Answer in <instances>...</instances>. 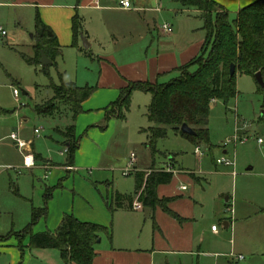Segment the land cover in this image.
I'll list each match as a JSON object with an SVG mask.
<instances>
[{
	"label": "rangeland",
	"instance_id": "374dc122",
	"mask_svg": "<svg viewBox=\"0 0 264 264\" xmlns=\"http://www.w3.org/2000/svg\"><path fill=\"white\" fill-rule=\"evenodd\" d=\"M139 1L144 7L158 6L162 12L147 8L146 12L141 11L136 15L146 14L150 20L155 18L158 25L164 21L174 22L175 29L181 32L178 41L181 48L189 44L195 35L206 34L203 29L205 23L197 18L198 14H190L186 10L175 11V7H172L177 6L174 0H160L157 6L152 3L154 0ZM113 4L119 7V0H113ZM114 15L122 18L127 14L118 10ZM230 16L233 19L236 14L230 13ZM0 26L6 31L0 40V138L21 132L23 138L31 139L35 128H39L42 132L35 143L36 151L51 156L55 162H62L65 157L59 155L60 147L48 142L49 137L61 141L60 134L65 141H77L72 118V108L77 104L69 100L67 89L59 88L56 93L52 84L60 85L62 75L66 82L95 86L99 75V65L93 60L92 54L95 47L88 49L83 40L82 50L65 49L56 63L43 65L39 61L31 64L26 58L35 56L37 31L34 28L28 30V24L25 23L19 27L4 8H0ZM172 40L165 39L163 42ZM137 44L127 48L129 51L122 52L120 58L130 60V57L138 56L141 46ZM209 47L210 43L204 54L209 52ZM196 69L195 65L191 68L192 71ZM179 75L180 72L170 74L167 82ZM237 87L238 95L228 104L222 99L213 101L209 143H194L171 128L167 137L153 143L148 138L152 123L147 116L152 95L142 91L133 94L125 118L116 120V136L104 153V164L113 166L108 177L113 182L110 197L119 191L132 197V203L126 200V204L134 206L139 202L138 196H133L135 171L124 174L125 166L134 153L135 162L147 166L140 172L145 178L155 169L173 171L175 175L167 188L168 192H181L182 185L189 186V190L183 192L187 198L182 201L184 209L188 210L190 206V196L196 202L194 217L199 243L193 255L174 256L172 264H182L181 259L183 264H264V89L255 75L240 72L237 74ZM14 88L19 90V98L15 96ZM41 104L54 106L55 114L48 117L35 112L34 107ZM119 110L115 106L110 112L116 115ZM55 128H59L58 132ZM235 134L248 136L249 140L245 143L236 142ZM260 138L263 139L262 143L258 142ZM198 145L204 155L195 154ZM222 158L233 163H218L217 160ZM3 165L13 168L5 169L1 167ZM17 168H21V172ZM185 169L194 170L197 175ZM0 171H3L0 176V264H13V251L21 253L16 264H63L59 250L33 248L30 237L21 233L31 222L33 207L44 204L45 185H49V180H40L45 171L38 166L32 170L25 169L23 152L16 149L9 138H5L0 147ZM181 171L191 174L179 173ZM81 174L85 179L90 178L84 172ZM164 204L167 205V200ZM232 205L234 213L231 211ZM139 213L144 218L135 233V239L153 242L154 218L146 217L143 211ZM228 213L236 220L234 234L231 228L226 229L224 226V218ZM131 217L132 213L126 210L111 215L113 231L117 225V241L114 236L110 240L104 234L99 245L123 244L126 229L133 219ZM213 224L220 228L219 234H213ZM202 238L203 244L200 241ZM200 245L201 250L198 252ZM27 255L31 257L30 261ZM239 255L243 259H237Z\"/></svg>",
	"mask_w": 264,
	"mask_h": 264
},
{
	"label": "crops",
	"instance_id": "0c3cea01",
	"mask_svg": "<svg viewBox=\"0 0 264 264\" xmlns=\"http://www.w3.org/2000/svg\"><path fill=\"white\" fill-rule=\"evenodd\" d=\"M130 1L131 8H124L121 4L119 7L114 6L113 0H0V8L6 9V12L13 16L14 22L19 27L25 23L28 24V30L33 28L37 30L36 19L39 17L57 37L62 54L65 49L69 48L82 50L81 44L83 40H86L89 43L88 49L95 47L92 53L93 60H96L99 65L97 82L95 86L93 85L94 91L81 103V113L76 118L72 115L76 138L79 142L72 158L69 156V143L59 133L61 141L49 137L48 142L60 147L59 155L65 157L62 162H55L51 156H44V153L36 151L35 143L37 138H40L42 131L37 135L35 134L37 128H35L31 139L23 138L21 132L17 133L21 138L31 141L30 149L36 158L35 167L38 166L45 171V175L40 181L49 180V185L45 186L54 188L53 196L49 201L48 216L40 219L34 227V232L56 231L65 214H73L81 221L112 227L113 218L111 215H115L120 210H126L132 213L133 217L131 218L133 219L126 229L123 244L108 243L103 247L98 244L93 264H172L174 256L193 255L199 243L194 217L196 202L190 196L188 210L183 207L182 201L187 200L183 192L188 191L189 186L187 189L181 187V192H168L167 188L171 185L173 176L170 183L159 185L157 188L158 197L167 200V210L164 206L157 205L155 208L150 207L149 216L145 214L146 217L154 218L153 242H148L147 239H139V241L135 239V233L144 218L139 212H145V206L143 210H140L124 202L123 207L114 212L109 207L110 200H112L110 190L113 182L108 177L113 171V166L104 164V153L107 152L114 136H116V120L118 119L110 111L130 81L167 82V77L170 74L178 73L181 66L190 63L200 55L206 34L195 35L189 44L181 48L178 44L181 32L177 28L175 29L174 22H163V24L170 23L173 27L171 33H166L162 29L163 24L158 25L155 18L150 20L146 14L136 15L141 11L146 12L147 8L162 12L161 8L157 6L158 3L160 4V0L152 2L157 6L155 8L144 7V4L139 0ZM216 1L230 13L236 14L241 8L255 0ZM174 2L177 4V6H172L175 7V11L186 10L190 14H198L197 18L203 20L200 18L198 9L183 8L175 0ZM118 10L126 13V17L116 18L114 13ZM76 21L78 23L77 32L74 28ZM165 39L173 40L165 43L163 42ZM136 42L141 46L139 55H131L130 60H127L129 58L126 57L120 58L122 52L129 51L128 49ZM103 122L106 124L104 125ZM57 129L59 128H55L56 131ZM5 138L12 140L11 135L0 138V147L3 146ZM16 149L19 148L16 146ZM66 149L68 152L63 154L62 152ZM37 162H39L38 165ZM1 167L13 168L10 165ZM23 167L27 170L35 168L25 166L24 153ZM127 167H131L137 176V173L143 171L147 166H140L138 162L130 165L129 162L125 169ZM17 169L20 172L22 170L21 168ZM185 170L197 175L194 170ZM82 172L88 174L90 178H83ZM2 174L3 171H0V176ZM186 174L190 175L191 173ZM116 193L129 198L128 195L119 191ZM227 201H229V197H227ZM262 212L264 213V208ZM235 224L234 216L228 213L224 218L225 228H231L234 234ZM115 229L114 231L112 229L114 240L117 239V237L115 238L117 225ZM211 230L213 234H219L220 228L213 230L211 227ZM146 233L144 232L143 235L146 236ZM200 241L202 244L204 243L203 238ZM198 247L199 252L201 245ZM240 256L242 255L236 258L243 259ZM27 257V260L30 261L31 257L29 255ZM20 258L21 253L13 251L12 263L16 264ZM181 263H184L183 259H181Z\"/></svg>",
	"mask_w": 264,
	"mask_h": 264
},
{
	"label": "trees",
	"instance_id": "16d2710c",
	"mask_svg": "<svg viewBox=\"0 0 264 264\" xmlns=\"http://www.w3.org/2000/svg\"><path fill=\"white\" fill-rule=\"evenodd\" d=\"M183 8L198 9L200 18L204 20L206 39L201 53L190 63L179 68L180 75L168 82L130 81L122 90L120 98L112 105L120 108L117 118H125L135 91H142L152 95L148 106L147 116L152 126L149 137L153 143L167 137L171 128L182 134L192 142H210V113L214 100L222 99L226 104L238 95L237 74L255 75L262 72L264 76V0H255L244 6L231 18L230 11L216 0H175ZM78 23L74 24L77 32ZM35 56L26 58L31 64H37L41 52L45 53L56 63L62 54V48L51 28L45 25L39 17L36 19ZM50 33H52L50 35ZM210 43L209 52L204 54ZM236 65V73L231 75L230 67ZM197 66L192 71L193 66ZM57 91L59 88L69 91L74 118L82 111L81 103L94 91L90 85L79 86L75 82L64 81L52 84ZM35 112L44 116H53L54 106L36 105ZM184 123L190 125L196 136L184 134L181 127ZM75 131V127L73 126ZM69 143V156L72 158L79 146L78 140ZM173 172L167 170H153L147 178L143 173H137L135 195L145 207L155 208L164 206V201L157 194L159 185L170 183ZM53 187H46L44 204L33 207L31 222L21 233L30 237V244L37 249H57L60 251L64 264H93L97 255L96 247L103 235L113 239L111 226L95 222L81 221L73 214H65L56 231L47 230L34 232L35 225L43 217L48 216L49 201L53 196ZM132 203V197L127 198L115 193L109 203L110 210L116 211L123 207L124 201ZM132 206V205H131ZM23 248V247H22Z\"/></svg>",
	"mask_w": 264,
	"mask_h": 264
},
{
	"label": "built area",
	"instance_id": "2783aa9c",
	"mask_svg": "<svg viewBox=\"0 0 264 264\" xmlns=\"http://www.w3.org/2000/svg\"><path fill=\"white\" fill-rule=\"evenodd\" d=\"M120 4L124 8H131L132 7V4H131L130 0H121ZM162 29L166 33H171L173 31V27H172V25L170 23L163 24L162 25ZM4 35H6V31L3 29L2 26H0V40H1L2 36H4ZM14 94H15V96L17 98L19 97L20 92H19V90L17 88H14ZM40 132H41V129H39V128H37L35 130V134H37V135H39ZM11 138L14 141V143L16 144V146L23 151L25 166L28 167V168L35 167L36 158H35V155L33 154V152L30 149L31 148V141H28V140H25V139L21 138L18 133H12L11 134ZM248 140H249L248 136H241L239 134H235V141L236 142L245 143ZM258 142L262 143L263 139L260 138L258 140ZM66 152H68V149H66L62 153L65 154ZM195 153L197 155H204L203 151L201 150V148L199 146L196 147ZM135 157H136V155L134 153H132L131 160H130V165H133V163L135 162ZM217 162L218 163H225V164H228V165H231L233 163L231 160H228L226 158L218 159ZM131 171H132L131 167H127L126 169H124V174L128 175V174H130ZM167 171H171V169H167ZM181 187H182V189H187V185H182ZM134 208L143 210L144 209V205L142 203H140V202H136L134 204ZM234 210H235L234 206L232 205L231 211L234 212ZM217 228H218L217 225H213L212 226L213 230H217ZM240 258H243V256H240Z\"/></svg>",
	"mask_w": 264,
	"mask_h": 264
},
{
	"label": "water",
	"instance_id": "95a60500",
	"mask_svg": "<svg viewBox=\"0 0 264 264\" xmlns=\"http://www.w3.org/2000/svg\"><path fill=\"white\" fill-rule=\"evenodd\" d=\"M85 45H86V47L89 46V43H87L86 40H85ZM40 62L43 65L53 64V60L50 57H48V55L45 53V51H42L41 52ZM230 73H231V75H234L236 73V65L235 64H232L231 65V67H230ZM255 77H256L258 83L260 84V86L264 89V76H263L262 72H260V71L257 72L255 74ZM181 131L184 134H188L190 136H196L197 135V132L190 125H188L187 123H184L182 125ZM144 211H145L146 216H149L150 211H151V208L150 207H145V210ZM100 241H101V239L99 240V242Z\"/></svg>",
	"mask_w": 264,
	"mask_h": 264
}]
</instances>
